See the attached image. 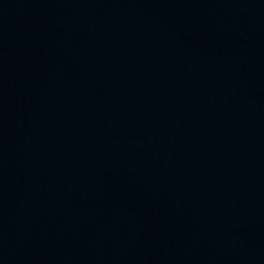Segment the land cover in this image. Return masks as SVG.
<instances>
[{
  "label": "water",
  "instance_id": "water-1",
  "mask_svg": "<svg viewBox=\"0 0 264 264\" xmlns=\"http://www.w3.org/2000/svg\"><path fill=\"white\" fill-rule=\"evenodd\" d=\"M0 264H264V0H0Z\"/></svg>",
  "mask_w": 264,
  "mask_h": 264
}]
</instances>
